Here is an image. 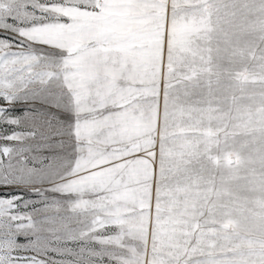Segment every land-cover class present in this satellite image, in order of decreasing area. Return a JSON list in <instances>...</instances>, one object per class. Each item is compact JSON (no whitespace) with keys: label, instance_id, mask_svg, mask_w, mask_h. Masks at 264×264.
<instances>
[{"label":"snow or ice","instance_id":"6c2138e0","mask_svg":"<svg viewBox=\"0 0 264 264\" xmlns=\"http://www.w3.org/2000/svg\"><path fill=\"white\" fill-rule=\"evenodd\" d=\"M0 264H264V0H0Z\"/></svg>","mask_w":264,"mask_h":264}]
</instances>
